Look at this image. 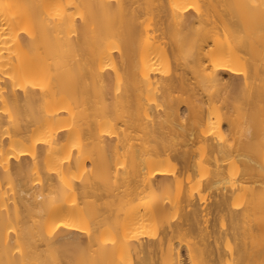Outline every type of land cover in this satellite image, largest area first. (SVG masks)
Returning <instances> with one entry per match:
<instances>
[{"label": "bare ground", "instance_id": "bare-ground-1", "mask_svg": "<svg viewBox=\"0 0 264 264\" xmlns=\"http://www.w3.org/2000/svg\"><path fill=\"white\" fill-rule=\"evenodd\" d=\"M0 264H264V0H0Z\"/></svg>", "mask_w": 264, "mask_h": 264}, {"label": "rangeland", "instance_id": "rangeland-1", "mask_svg": "<svg viewBox=\"0 0 264 264\" xmlns=\"http://www.w3.org/2000/svg\"><path fill=\"white\" fill-rule=\"evenodd\" d=\"M172 74H173V73H172ZM170 75H171V74H170ZM211 193H212V191L208 192L207 195H206V198H209V196H211ZM212 195H213V194H212ZM212 197H213V196H212ZM212 200H213V199H212ZM212 200H211V201H212ZM208 201H209V199H208ZM208 201H207V202H208ZM209 202H210V201H209Z\"/></svg>", "mask_w": 264, "mask_h": 264}]
</instances>
